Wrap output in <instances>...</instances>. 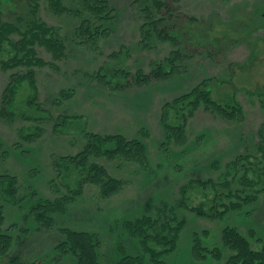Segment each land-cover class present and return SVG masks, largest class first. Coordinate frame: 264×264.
I'll return each instance as SVG.
<instances>
[{
	"label": "rangeland",
	"instance_id": "1",
	"mask_svg": "<svg viewBox=\"0 0 264 264\" xmlns=\"http://www.w3.org/2000/svg\"><path fill=\"white\" fill-rule=\"evenodd\" d=\"M169 1L174 30L181 37L180 46L188 53L182 61L185 68L170 78L141 84L131 77L127 79L121 71L116 73V68L147 72L154 62L167 56L172 45L166 40H151L148 47L141 45V19L133 0H110L116 14L111 31L93 39L81 38L75 30L82 16L53 11L45 0L40 1L39 16L59 28L67 50L62 59L52 64L51 54L39 48V54L51 62L35 68L38 100L44 110L35 104L24 105L32 90L27 83V89L20 90L14 101L18 112L30 111L48 118L36 121L15 115L8 122L0 117V174L16 176L17 194L21 197L20 202L9 203L0 195L3 229L13 238L0 264H13L9 261L13 254L25 263L79 264L70 251L56 248L62 237L60 227L95 232L99 264H114L124 254L139 253L144 257L141 264H152L138 237L127 232L123 222L155 214L160 204L172 203L179 197L183 183L217 179L222 176L224 164L237 153L255 152L257 130L264 124V0ZM66 4L74 5L70 0ZM14 10L15 14L26 11V1L17 0ZM13 18L14 13L10 14ZM11 71L0 67V96ZM203 78H210L211 94L216 100L236 94L243 119L227 120L200 105L188 117L184 141H164L159 119L162 105ZM126 79L121 88L108 87ZM61 88H72L73 94L57 97ZM64 115L68 116L61 121ZM170 117L174 123L180 120L173 113ZM37 126L43 128L42 133L25 140L23 135L34 133ZM87 131L120 132L142 140L146 161L91 156L109 175L122 179L121 187L104 197L97 185L84 183L82 192L63 211L52 212V227L39 226L34 215L37 202L66 193L67 187L75 188L82 178L79 169L59 156L77 153L87 139ZM54 158L59 160L58 170ZM52 178L56 184H51ZM209 190L192 182L185 194L187 205L207 210L211 202L204 195ZM176 212L183 219L176 246L161 255L169 264L217 263L209 254L203 260L194 256V233L202 245L221 248L219 264H225L230 253L221 240L224 226H236L253 247L260 244L257 237H264V190L254 200L220 216L201 215L186 206L178 207ZM11 223L16 226L6 228Z\"/></svg>",
	"mask_w": 264,
	"mask_h": 264
},
{
	"label": "trees",
	"instance_id": "2",
	"mask_svg": "<svg viewBox=\"0 0 264 264\" xmlns=\"http://www.w3.org/2000/svg\"><path fill=\"white\" fill-rule=\"evenodd\" d=\"M27 10L15 14L17 0H0V67L4 70H12L9 80L4 86L0 96V117L11 122L15 115L22 119H34L39 121L48 118L44 114H26L18 112L15 98L20 90L30 88V93L25 97L24 105L35 104L39 110H44L38 100L36 67L51 63L40 54L39 48H43L51 54L53 60L62 59L66 55L67 44L60 33L59 28L46 23L39 16L40 1L25 0ZM48 7L56 12H67L82 16L75 30L81 38L93 39L100 34L111 31V23L115 18V7L110 0H76L80 1L68 6L64 0H45ZM137 15L141 19L139 25L140 42L143 47L150 46L155 40H166L172 45L167 56L154 62L149 71L137 69L135 72L118 67L115 72L121 71L128 79L131 77L137 84L148 83L151 80H162L172 77L184 70L182 61L185 48L180 46L181 37L174 30V12L169 0H133ZM7 7V8H5ZM14 18L10 19V14ZM191 21L196 17L188 16ZM187 31V30H186ZM189 34V32L187 31ZM185 36V35H184ZM152 40V42H151ZM83 41V40H82ZM195 51V48L193 49ZM191 53V52H190ZM23 69H20V68ZM125 82L117 81L108 87L121 88ZM210 79V78H209ZM208 78L201 79L188 91L179 94L170 101L164 102L160 112V123L164 131V141L182 142L185 139V127L188 117L194 113L200 105L204 109L214 112L221 117L239 121L243 119V108L236 98L235 93L225 95L216 100L212 97ZM73 94L72 88H61L57 97L67 98ZM264 104V100H262ZM178 116L176 123L171 120L170 114ZM68 115L62 116L64 121ZM43 131L37 126L34 133L23 135L25 140H33ZM87 139L83 147L75 154H61L59 159L66 160L79 169L83 175L75 188L67 187L66 193L54 198H46L34 206L35 219L39 226L52 227V212L63 211L68 202L75 199L83 189V184L90 182L98 186L100 194L107 197L116 192L122 185L121 178L109 175L102 164L91 159V156H104L113 158L116 156L137 162L146 161V145L138 138H128L120 132L100 133L87 131ZM259 142L255 152L237 153L224 164L222 176L217 179H199L183 183L179 187V197L174 202H163L155 214H146L128 219L123 222V227L131 235L137 236L143 251H145L152 264H169L161 255L172 251L176 246L179 231L183 219L177 215V208L186 206L198 214L216 217L229 209H234L243 203L250 202L257 194L264 190V124L257 130ZM15 143V142H14ZM55 169L58 170L59 160L53 159ZM55 183L54 178L51 184ZM193 183L201 187H210L209 197L211 204L208 209L198 205H187L185 194ZM55 187V185H54ZM17 179L14 174H0V195L9 203H18L21 197L17 194ZM57 190H59L57 188ZM207 192V191H206ZM4 215L0 204V257L9 251L12 236L3 229ZM16 226L11 223L6 228ZM5 228V229H6ZM62 237L56 244L60 252L70 251L79 264H99L96 245L99 243L97 234L86 230L60 227ZM252 234V230L249 231ZM221 240L230 253L224 260L225 264H264V237H257L260 243L253 247L247 236L241 233L236 226L226 225L221 231ZM156 246L160 247L157 248ZM192 251L196 258L203 260L209 254L215 259H221L222 250L219 246L207 247L201 244L197 233L193 235ZM143 254H124L114 264H141ZM9 261L13 264L25 263L18 254L10 255ZM201 264H207L201 262Z\"/></svg>",
	"mask_w": 264,
	"mask_h": 264
}]
</instances>
